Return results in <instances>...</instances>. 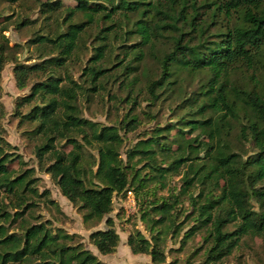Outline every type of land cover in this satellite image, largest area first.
Here are the masks:
<instances>
[{
	"label": "trees",
	"instance_id": "trees-1",
	"mask_svg": "<svg viewBox=\"0 0 264 264\" xmlns=\"http://www.w3.org/2000/svg\"><path fill=\"white\" fill-rule=\"evenodd\" d=\"M39 5L49 23L46 28L39 27L29 43L36 45L38 52L41 49L45 58L16 63V84L21 89L31 76L48 69L54 73L65 66L83 45L85 33L99 25L105 26L96 36L99 43L84 69L93 91H102L105 80L123 77L120 86L127 91L125 101L134 108V88L147 56L158 60L160 70L147 82L150 100H161L171 83L184 82L197 73L207 77L189 97L183 96L182 107L188 110L178 122L152 129L126 151V158L120 131L138 127L135 114L112 125L82 118L75 106L77 90L62 84L63 78L55 74L37 80L31 92L19 98V105L37 100L27 113L18 116L34 125L29 131L33 137L44 139L37 154L43 157L49 153L52 161L47 172L61 193L84 212L85 221H101L113 211L116 194L134 191L144 201L151 196L142 213L151 238L137 229L129 234L127 244L135 254L150 255L154 264H174L167 262L163 236L180 232L176 221L186 202L192 208L187 217L194 222L183 243L202 231L208 244L205 258L198 264H218L246 236L264 241V85L258 79L252 88L237 87L227 80L237 62L252 67L262 62L264 0H77L75 7L67 9L61 0H46ZM140 11H144L142 18ZM79 15L83 18L77 20ZM31 23L24 18L19 25ZM122 28L126 29L125 42L132 37L137 42L118 47L123 57L113 63L116 71L110 72L103 62L113 53ZM163 37L169 41L165 48L161 46ZM6 45L0 44V79L7 61ZM111 57L112 62L118 59L116 54ZM234 121L243 123L232 127ZM174 127L178 130L170 139ZM234 129H238L239 140L249 139L250 154L232 147L229 135ZM196 131L194 138L185 134ZM202 136L206 138L200 139ZM61 140L72 145L69 152L57 149ZM6 146L10 144L0 132V190L18 196L15 207H22L26 192L38 194V190L31 185V171L17 177L6 172L2 165L13 160ZM89 148L98 156L88 154ZM200 151L205 152L203 156ZM181 167L187 170L182 173ZM181 173L182 184L170 186L169 178ZM167 188L168 195L159 194ZM20 215L21 211L13 215L0 206V264H105L82 242H76L77 234L53 228L50 222L23 225L21 232L9 233L5 220L15 221ZM106 225L90 235L104 255L115 252L121 240L112 217H107Z\"/></svg>",
	"mask_w": 264,
	"mask_h": 264
},
{
	"label": "rangeland",
	"instance_id": "rangeland-1",
	"mask_svg": "<svg viewBox=\"0 0 264 264\" xmlns=\"http://www.w3.org/2000/svg\"><path fill=\"white\" fill-rule=\"evenodd\" d=\"M43 1L46 0H0V44L7 43V61L1 71L0 79V101L2 105L0 132L10 144L9 147H5L6 152H9L10 158H13L12 161H8L2 166H4L7 173L12 174L14 177L23 174L27 170L31 171V176L34 178L31 185L36 186L38 190V194L26 192V199L22 207H15V203L19 200L18 196L7 194L4 189L0 190V206H2V209H6L13 215L21 211V215L17 220L13 221V218H11L8 221L5 220L4 224L7 226L8 232L13 233L21 232V226L23 227V225L50 222L53 228L60 227L70 234H77L76 242H82L86 248L92 250L105 264H154L150 255L135 254L127 244L129 234L137 229L141 230L148 238H151L148 223L142 218L143 208L146 206L147 201L151 199V196L149 198L147 196L144 201L142 195L138 197L134 191H128L126 194H116L113 200V211L109 215L105 216L101 221H85L84 212L79 209L78 205L73 204L61 193L51 174L47 172L46 169L52 161L49 158V153H45L43 157L38 156L37 148L43 144L44 139L42 136L33 137L29 131L34 125L24 122L18 116L19 112L27 113L38 103L37 100L24 105H19L18 101L20 97L26 96L31 92V88L37 80H45L50 74H55L63 78L62 84L73 86L77 90L78 97L75 101V106L80 117L100 122L104 125H112L124 120L128 115L131 117L135 114L138 118V127L129 132L124 129L120 131L124 136L122 156L126 158V151L136 144L138 140L145 138L152 129L157 126L176 124L188 110L182 107L183 96L189 97L198 89L200 80L207 77L203 73H197L184 82L171 83L165 88L161 100H150L147 94V82L150 78L157 77L160 74V70L158 60L152 56H147L141 64V69L145 70L134 88L137 100L134 108L125 101L127 91L120 86L123 77L119 81H114L113 78L108 79V81L105 80V87L102 91L98 92V88L93 91L92 81L85 74L87 71L85 72L84 69L88 68V60L93 56L94 47L99 43L96 36L102 26H105L99 25L85 33L83 45L75 53L76 56L71 58L65 66L57 69L54 73L53 70L51 72L48 69L47 73L31 76L28 85L21 89L16 84L14 73L16 63H33L39 60L41 62L45 58L41 54V49L38 52L36 45L29 43L38 28H46L45 26L49 23L39 10V2ZM61 1L64 9L73 8L77 4V0ZM143 12L140 11V18H142ZM65 13L66 11L63 10L62 16H65ZM24 18L33 23L23 26L19 25V22ZM80 18H83V16L79 15L76 17L77 20ZM125 30V28L120 29L119 39L114 41L115 45L113 47L115 48L111 56L116 54L118 59H114L112 62V57L110 56L103 62L111 68L110 72L116 71V67H113V65L117 64V61L123 57L118 47L124 43L134 44L137 42L135 37L125 42ZM166 42L169 41L163 37L161 43L163 48H165ZM55 53L57 52L55 51ZM261 61L253 67L242 61L237 62L227 73V80L237 87L246 85L252 88L258 79L264 85V56ZM139 72L137 70V73ZM184 76H187V72L184 73ZM175 89L177 90L176 94L166 98ZM244 113L242 111V115ZM239 122L243 123L242 121ZM239 122L234 121L232 127L239 125ZM177 130L178 127H174L171 130L170 139H172L171 136L176 134ZM197 133V131L191 134L185 132L187 137L192 138ZM229 137L232 140V147L238 152L247 155L253 150L250 141H248L249 139L242 138V140H239L238 129L231 130ZM203 138L206 137H200V139ZM56 145L58 150L69 152L72 149V145L68 144L66 140L58 141ZM173 148H176V145H173ZM204 153V151H200V156H203ZM88 154L98 156L96 150L92 148L88 149ZM95 169L96 167H94ZM186 170L187 167H181L182 173ZM182 173L169 178L170 186L179 187L182 184ZM198 190L200 191L199 187L196 190L197 193L199 192ZM45 191H48L49 194H44L43 192ZM169 192L167 188L160 191L159 194L168 195ZM50 200H53V202H50ZM253 202L255 203L254 200ZM191 212L192 208L188 202L184 203L176 221L180 225V232L175 235L171 231L163 236L167 262L198 264L205 258V250L208 244L204 241L205 234L202 231L196 233L186 244L182 241L184 234L194 222L192 218L187 217V214ZM107 217L113 218L114 227L119 233L121 240L115 252L104 255L92 243L90 235L93 231L107 228ZM154 217L160 218L159 215ZM218 264H264V241L259 237L246 236L240 242L239 247Z\"/></svg>",
	"mask_w": 264,
	"mask_h": 264
}]
</instances>
